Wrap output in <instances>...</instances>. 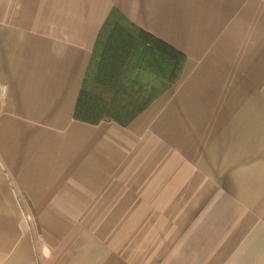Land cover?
Returning <instances> with one entry per match:
<instances>
[{"label":"crops","instance_id":"obj_1","mask_svg":"<svg viewBox=\"0 0 264 264\" xmlns=\"http://www.w3.org/2000/svg\"><path fill=\"white\" fill-rule=\"evenodd\" d=\"M113 9L183 70L76 120ZM0 83V264H264V0H0Z\"/></svg>","mask_w":264,"mask_h":264},{"label":"trees","instance_id":"obj_2","mask_svg":"<svg viewBox=\"0 0 264 264\" xmlns=\"http://www.w3.org/2000/svg\"><path fill=\"white\" fill-rule=\"evenodd\" d=\"M185 60L182 52L113 9L92 52L74 119L95 124L108 118L126 125L156 97L144 74L166 88L179 79Z\"/></svg>","mask_w":264,"mask_h":264},{"label":"built area","instance_id":"obj_3","mask_svg":"<svg viewBox=\"0 0 264 264\" xmlns=\"http://www.w3.org/2000/svg\"><path fill=\"white\" fill-rule=\"evenodd\" d=\"M7 95V86L0 83V113L2 112Z\"/></svg>","mask_w":264,"mask_h":264}]
</instances>
